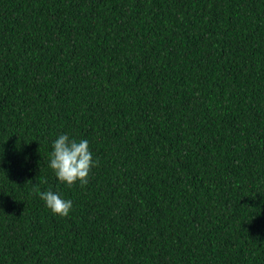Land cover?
Returning <instances> with one entry per match:
<instances>
[{
	"label": "trees",
	"instance_id": "obj_1",
	"mask_svg": "<svg viewBox=\"0 0 264 264\" xmlns=\"http://www.w3.org/2000/svg\"><path fill=\"white\" fill-rule=\"evenodd\" d=\"M0 264H264V0H0Z\"/></svg>",
	"mask_w": 264,
	"mask_h": 264
},
{
	"label": "clouds",
	"instance_id": "obj_2",
	"mask_svg": "<svg viewBox=\"0 0 264 264\" xmlns=\"http://www.w3.org/2000/svg\"><path fill=\"white\" fill-rule=\"evenodd\" d=\"M98 165L97 159L86 139L77 140L67 133L58 135L51 144L48 167L52 169L57 180L68 187L87 183L92 168ZM38 195L53 214L68 216L73 208L71 199L51 188L39 191Z\"/></svg>",
	"mask_w": 264,
	"mask_h": 264
}]
</instances>
